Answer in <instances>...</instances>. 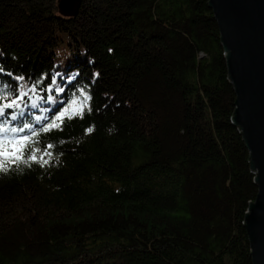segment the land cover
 Segmentation results:
<instances>
[{"label":"trees","instance_id":"obj_1","mask_svg":"<svg viewBox=\"0 0 264 264\" xmlns=\"http://www.w3.org/2000/svg\"><path fill=\"white\" fill-rule=\"evenodd\" d=\"M58 1L0 0V89L26 93L0 123L32 125L8 134L27 162L0 158V264H253L259 186L210 0Z\"/></svg>","mask_w":264,"mask_h":264},{"label":"water","instance_id":"obj_2","mask_svg":"<svg viewBox=\"0 0 264 264\" xmlns=\"http://www.w3.org/2000/svg\"><path fill=\"white\" fill-rule=\"evenodd\" d=\"M82 0H59L62 13ZM225 49L229 77L236 92L233 117L250 151L259 186L246 215L253 264H264V0H210Z\"/></svg>","mask_w":264,"mask_h":264},{"label":"snow or ice","instance_id":"obj_3","mask_svg":"<svg viewBox=\"0 0 264 264\" xmlns=\"http://www.w3.org/2000/svg\"><path fill=\"white\" fill-rule=\"evenodd\" d=\"M60 91H63L62 89ZM83 91V90H81ZM26 95V93H20L19 96L12 98L9 100V97L4 94V90L0 89V117L5 116V110L6 109H15L20 107V101L23 100V97ZM84 100L79 101V108H76L75 105H77V101H73L72 106V112L74 114H80L82 115L83 108L86 106L87 100H90L91 97L87 96V94H84ZM90 110V108H89ZM69 112V108H65L63 111L59 113V115L55 116L52 120L49 121V123L43 128V131L47 132L50 129L59 128L60 125L57 123V121H62L63 117ZM23 113H20L19 115H22ZM71 118V116L69 117ZM18 119V114L13 112L11 113V120ZM7 120L0 123V158H3L4 160H11L13 163H16L17 160L23 161L22 155H20L23 151V147L26 146V143L31 140L30 136H22V137H16V136H9V133L15 134V133H23L26 129H31L32 125L30 124H24L20 127H7L5 126L7 124ZM88 132H91L92 129L89 128L87 130ZM33 135H36V133H33ZM46 147H51V145H47ZM35 149H33L29 155V159L31 161H37V156L35 155ZM48 153H45L47 155ZM43 160L44 164H47L48 161L43 159V157L40 158ZM27 162V161H23ZM0 169H3V165H0Z\"/></svg>","mask_w":264,"mask_h":264}]
</instances>
